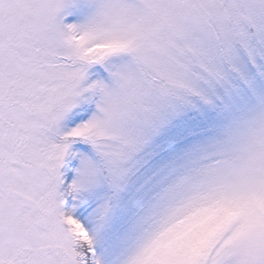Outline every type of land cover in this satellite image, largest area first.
<instances>
[{
	"label": "snow or ice",
	"instance_id": "1",
	"mask_svg": "<svg viewBox=\"0 0 264 264\" xmlns=\"http://www.w3.org/2000/svg\"><path fill=\"white\" fill-rule=\"evenodd\" d=\"M0 264H264V0H0Z\"/></svg>",
	"mask_w": 264,
	"mask_h": 264
},
{
	"label": "rangeland",
	"instance_id": "2",
	"mask_svg": "<svg viewBox=\"0 0 264 264\" xmlns=\"http://www.w3.org/2000/svg\"><path fill=\"white\" fill-rule=\"evenodd\" d=\"M92 107H94V106H92ZM92 110V108H89V111H91Z\"/></svg>",
	"mask_w": 264,
	"mask_h": 264
}]
</instances>
